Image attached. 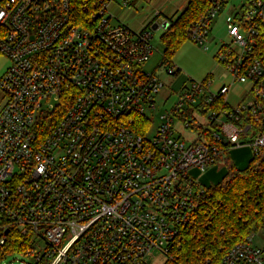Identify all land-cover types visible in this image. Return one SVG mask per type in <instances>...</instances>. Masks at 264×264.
<instances>
[{
  "label": "built area",
  "instance_id": "2783aa9c",
  "mask_svg": "<svg viewBox=\"0 0 264 264\" xmlns=\"http://www.w3.org/2000/svg\"><path fill=\"white\" fill-rule=\"evenodd\" d=\"M114 1L0 0L10 61L0 77V257L17 233L40 264H177L209 191L196 172L236 147L264 158V0H244L227 20L231 43L217 59L231 83L217 93L210 77L185 84L153 136L152 119L135 127L165 85L144 64L152 24L169 19L114 23ZM205 1L187 37L208 49L230 0ZM235 82L247 85L237 107L227 100ZM177 119L193 139L176 134ZM261 233L264 222L217 264H264Z\"/></svg>",
  "mask_w": 264,
  "mask_h": 264
},
{
  "label": "rangeland",
  "instance_id": "374dc122",
  "mask_svg": "<svg viewBox=\"0 0 264 264\" xmlns=\"http://www.w3.org/2000/svg\"><path fill=\"white\" fill-rule=\"evenodd\" d=\"M244 0H230L223 8L221 13L215 18L213 22L212 31L207 41L208 49L187 39L180 46L178 51L172 57L170 64H162L164 56V42L162 40L166 29L159 27L158 29L151 28V25L146 24L148 21L147 15L149 12V2L147 0H130L129 5L124 6L123 0H115L110 4V11L114 14V23H125L132 28L138 29L141 24L151 28L152 43L154 46L153 53L149 60L144 64V68L149 71H155L164 81V87L156 95L155 109H149L145 112V118L152 119V125L148 131L149 136H153L157 127L161 123V115L170 111L179 100L184 85H188L191 80L203 81L205 78H211L210 90L217 93L223 84H229L232 81V75L227 71L217 59V53L222 44L231 43V38L227 31V20L234 17L236 11L243 4ZM10 61L4 56L0 55V77L4 71L9 67ZM170 65H176L180 72L169 74L166 68ZM246 84L235 82L231 91L227 95L229 104L237 107L243 102V93L246 91ZM249 100L246 99V102ZM5 103V96L0 88V106ZM201 121L207 120L205 116L199 117ZM176 134L182 133V138L191 140L194 138L193 133L186 129L183 123L177 119L175 124ZM232 153H236L233 163L238 169H246L250 166L254 159V151L249 146L236 147L232 149ZM240 163L237 164V162ZM228 167L220 161L206 169V171H197L196 174L201 176L200 180L205 186H212L223 181ZM264 237V234L261 233ZM257 243V242H256ZM260 242H258L259 244ZM38 251V250H37ZM160 261H158V264ZM0 264H40L36 261L34 255H28L22 252H9L0 257Z\"/></svg>",
  "mask_w": 264,
  "mask_h": 264
},
{
  "label": "trees",
  "instance_id": "16d2710c",
  "mask_svg": "<svg viewBox=\"0 0 264 264\" xmlns=\"http://www.w3.org/2000/svg\"><path fill=\"white\" fill-rule=\"evenodd\" d=\"M205 6V0H189L184 11L169 19L170 25L162 36L165 46L162 64L171 63L188 39L189 25ZM148 125L145 118L135 128L144 132ZM222 162L228 167L227 173L222 182L209 186L198 214L200 231L186 237L177 264H217L228 248L243 241L264 222V158L254 157L243 170L236 168L228 153L222 156ZM26 249V238L14 233L6 250L25 253Z\"/></svg>",
  "mask_w": 264,
  "mask_h": 264
},
{
  "label": "crops",
  "instance_id": "0c3cea01",
  "mask_svg": "<svg viewBox=\"0 0 264 264\" xmlns=\"http://www.w3.org/2000/svg\"><path fill=\"white\" fill-rule=\"evenodd\" d=\"M149 2V12L150 15H147L148 21L146 24H150V22L154 19L157 13L166 17L167 19H172L179 15L182 11H184L189 4V0H147ZM146 24H141L139 28L146 27ZM230 152V157L232 161L237 156L236 153ZM237 162V160H236ZM237 164L240 165L239 162Z\"/></svg>",
  "mask_w": 264,
  "mask_h": 264
},
{
  "label": "water",
  "instance_id": "95a60500",
  "mask_svg": "<svg viewBox=\"0 0 264 264\" xmlns=\"http://www.w3.org/2000/svg\"><path fill=\"white\" fill-rule=\"evenodd\" d=\"M169 25H170V21H169V20H166V21H164V23H163V28H164V29H167V28L169 27ZM152 28H153V29H158V22H154V23L152 24Z\"/></svg>",
  "mask_w": 264,
  "mask_h": 264
}]
</instances>
